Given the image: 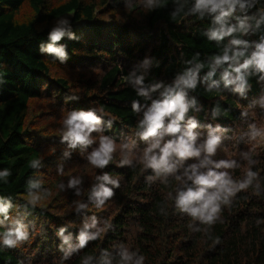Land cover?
Segmentation results:
<instances>
[{
  "label": "trees",
  "instance_id": "obj_1",
  "mask_svg": "<svg viewBox=\"0 0 264 264\" xmlns=\"http://www.w3.org/2000/svg\"><path fill=\"white\" fill-rule=\"evenodd\" d=\"M171 10L169 3L148 13L139 3L126 8L123 0H0V77L4 80L0 85V169L13 172L8 184H0V195H10L14 203L24 205L25 183L35 174L28 162L38 155L45 157L40 170L44 186L53 193L35 210L28 209L26 223L33 229L29 243L19 250L0 251V264H56L63 253L55 230L71 222L68 231L75 242L80 225L91 215L111 220L115 231L90 242L66 264H79L81 255L112 250L120 242L138 248L147 258L145 264H264V195L256 196L251 189L239 193L224 210V222L213 226V237L221 240L218 245L203 233L191 232L187 228L190 219L174 211L170 203L167 217L158 214L157 205L166 200L169 188L158 181L147 183L145 177L151 170L143 171L140 165H109L104 171L120 178L121 187L115 190L113 201L101 209L90 208L86 216L75 213L72 202L79 198L71 190L57 192L58 181L66 183L76 174L84 176L87 189L94 173L101 171L92 169L78 152L71 159L64 158L66 144L60 142L57 129L66 110L102 107L105 119L115 118L113 128L105 134L116 136L118 142L137 139L142 149L143 142L135 137L138 117L131 111V103L138 97L123 77L148 54L155 63L145 82H170L185 67L183 61L195 53L203 60L219 51L202 35L207 20H172ZM64 16L71 18L79 40L61 41L68 45L69 59L66 64L53 63L39 53L38 45L46 40L55 20ZM251 83L246 99L228 90L208 93L203 86L191 93L204 106V111L192 115L202 124L219 123L230 130L217 159H238L240 151L250 150L254 144L240 140L246 123L253 120L250 116L242 121L241 106L264 96V84L255 79ZM69 95L80 100L68 101ZM217 102L229 112L213 121L210 112ZM253 111L259 114L258 108ZM42 121L48 124V133L39 134ZM261 143L253 150L260 161L253 170L264 176V140ZM61 165L64 174L58 176ZM243 172V168L236 170V177Z\"/></svg>",
  "mask_w": 264,
  "mask_h": 264
},
{
  "label": "clouds",
  "instance_id": "obj_2",
  "mask_svg": "<svg viewBox=\"0 0 264 264\" xmlns=\"http://www.w3.org/2000/svg\"><path fill=\"white\" fill-rule=\"evenodd\" d=\"M126 8L139 3L148 13L172 5V20L194 17L207 20L208 26L202 35L214 42L219 51L205 59L200 53L184 60L185 67L175 74L170 82L146 79L155 63V58L146 54L123 79L138 99L131 103V111L138 117L135 137L144 147H138L137 139H121L105 132L113 128L115 118L105 119L102 107L90 106L87 110H66L57 129L60 142L66 144L65 159H71L73 152L83 155L94 170V181L84 188L83 175H70L67 182L56 184L57 192L71 190L78 197L72 202L77 215L86 216L90 208L101 209L113 201L115 190L121 187V180L111 172L104 171L109 165L151 170L145 177L147 183L159 182L169 188L166 200L157 205L158 214L167 217L171 208L190 219L187 228L193 233H203L214 245L221 243L213 237V226L223 223V212L233 205L237 195L252 190L256 196L264 195V176L253 170L260 161L254 158V151H240L239 158L217 159L223 151L228 128L219 123L202 124L195 115L204 111V106L191 95L198 87L214 93L228 90L241 99L247 98L255 79L264 84V0H123ZM257 36L255 40L248 37ZM78 41L71 18L64 16L55 20L46 40L38 45L42 56L53 63L66 64L69 59L65 40ZM203 73V75L201 74ZM4 80L0 77V85ZM80 97L69 95L68 101H79ZM143 101V102H141ZM242 121L252 122L240 134L244 142L264 140V96L257 102L241 106ZM258 108L259 114L253 109ZM228 109L219 102L211 108V119L215 121L226 115ZM95 134V135H94ZM45 157L38 155L28 165L35 170L25 183V203H14L10 195H0V251L22 249L32 238L33 229L26 223L28 209L35 210L53 193L44 186L41 169ZM244 169L237 178L236 170ZM58 176L64 174L63 165L57 169ZM13 175L11 168L0 169V184H8ZM86 196V199L84 198ZM23 207V211H21ZM69 222L55 230L60 241L59 250L63 256L56 264H66L74 255L86 249L90 242L97 241L109 231H115L111 220L87 216L74 236L68 229ZM146 256L124 242L112 246V250L101 249L98 254L80 256L79 264H145ZM24 264V261H20ZM29 264L31 262L29 261Z\"/></svg>",
  "mask_w": 264,
  "mask_h": 264
},
{
  "label": "rangeland",
  "instance_id": "obj_3",
  "mask_svg": "<svg viewBox=\"0 0 264 264\" xmlns=\"http://www.w3.org/2000/svg\"><path fill=\"white\" fill-rule=\"evenodd\" d=\"M47 129H48V124L47 123H44L43 121H42V123L39 125V134H41V133H46L47 132ZM48 133V132H47ZM257 145V146H256ZM259 145V146H258ZM261 145H262V143H261V141L260 142H254V144L253 145H251L250 146V149L251 150H256V147L257 148H260L261 147Z\"/></svg>",
  "mask_w": 264,
  "mask_h": 264
}]
</instances>
